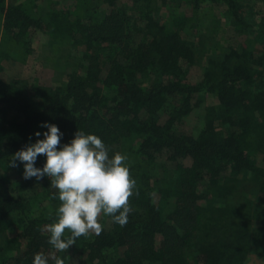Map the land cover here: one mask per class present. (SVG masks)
I'll use <instances>...</instances> for the list:
<instances>
[{
	"label": "trees",
	"instance_id": "obj_1",
	"mask_svg": "<svg viewBox=\"0 0 264 264\" xmlns=\"http://www.w3.org/2000/svg\"><path fill=\"white\" fill-rule=\"evenodd\" d=\"M118 1L105 0L97 15L88 0H80L75 13L54 9L44 21L20 3L0 0V62L12 49L18 57L28 55V35L38 30L59 44L81 45L84 67L83 74L69 72L63 85H36L31 91L19 79L0 76V235L7 234L0 264H33L35 254L56 251L47 226L57 212H30L1 172L14 153L44 139L43 122L63 133L58 150L77 130L97 135L110 158L127 155L136 181L125 226L104 215L109 223L100 235L80 237L69 247L85 254L86 263L244 264L252 229V248L264 257L258 241L264 236V62L245 42L201 56L195 39L181 35L182 18L172 14V26L157 18L159 0H121L144 4L142 23ZM171 1H188L194 10L221 3L235 29L247 32L239 0ZM203 58L201 77L188 81L190 67ZM207 95L215 101L206 104ZM200 107L203 126L196 135L173 129ZM252 152L262 153L261 163L250 158ZM45 162L39 155L35 166ZM16 163L24 172V164ZM162 166L167 175L156 178ZM240 173L250 174L262 192L252 212L227 200L234 191L230 182ZM42 180L46 190L52 187L49 177Z\"/></svg>",
	"mask_w": 264,
	"mask_h": 264
},
{
	"label": "rangeland",
	"instance_id": "obj_2",
	"mask_svg": "<svg viewBox=\"0 0 264 264\" xmlns=\"http://www.w3.org/2000/svg\"><path fill=\"white\" fill-rule=\"evenodd\" d=\"M160 0L157 2L158 13L157 18L166 26H172V14L174 17H180L184 21V26L180 30L183 37L191 36L195 39V46L204 56L216 53L222 48L228 46H237L238 43L245 42L246 46L251 48L256 57H260L264 62V0H239L240 11L243 20L246 22L244 27L247 32H238L234 25L230 22L225 5L205 3L198 10H194L188 1L178 3L171 0ZM8 3H20L33 16H41L44 21L48 20L49 13L54 9H70L75 13L80 0H6ZM124 3L123 1H118ZM89 8L94 7V11L98 15L105 8V0H88ZM144 4L130 5L124 3V10L129 17L138 20V23L144 22ZM28 41L31 51L28 55L18 57V51L12 49L9 51L8 59L1 60L2 70L0 76L3 80L19 79L20 87L24 90L31 91L34 86H59L66 81V75L72 71L84 73L82 66V46L68 44H59L46 33L34 31L28 35ZM4 45L0 44V49ZM5 50V49H4ZM14 54L17 56L15 57ZM204 58L192 65L188 73V81H197L202 74V65ZM264 80V79H263ZM215 100L212 96L207 95L206 104H211ZM203 107L194 108L188 115L178 120L173 129L178 133L197 134L203 126L202 121ZM166 113L160 112L161 120H164ZM250 158L255 163H261L262 153L252 152ZM189 163V160L185 161ZM1 172L11 186L13 193L26 200V206L32 213H45L51 216L57 212L60 201L55 192L50 195L49 191L52 187H43L45 181H39L33 177L24 179L23 172L17 168L10 166L9 161L4 162L1 166ZM22 174H21V173ZM167 175L166 166L157 167L154 176L163 178ZM234 191L228 197L230 204H244L245 209L253 208L260 201L262 192L258 185L248 173H240L234 182ZM24 185V188H22ZM203 190L202 186L199 187ZM100 223L104 226L108 225V220L104 215L100 218ZM254 230L251 233V249L246 254L244 264H264V257H261L255 251L256 244L254 239ZM5 235H0V245ZM258 239V238H257ZM261 245L264 243V236L258 239ZM56 256L64 260V264H88L86 263L85 254L78 250L68 249L67 252H53ZM52 253V254H53ZM51 254V255H52ZM49 257V262L55 264Z\"/></svg>",
	"mask_w": 264,
	"mask_h": 264
},
{
	"label": "clouds",
	"instance_id": "obj_3",
	"mask_svg": "<svg viewBox=\"0 0 264 264\" xmlns=\"http://www.w3.org/2000/svg\"><path fill=\"white\" fill-rule=\"evenodd\" d=\"M41 127L48 129L43 133L44 139L14 153L9 164L16 167L17 161L22 162L24 179L35 177L39 181L47 176L50 185L58 190L57 219L47 226L49 244L63 253L80 237L100 235L103 215L125 226L133 211L129 201L136 189L126 163L127 155L117 152L110 158L102 139L95 134L86 135L82 130H77L74 139L58 150L63 135L58 126L43 122ZM35 135L39 137L41 133L37 131ZM39 155L46 156L42 168L35 166ZM50 258L55 264H64L54 253ZM33 264H49V257L37 253Z\"/></svg>",
	"mask_w": 264,
	"mask_h": 264
}]
</instances>
